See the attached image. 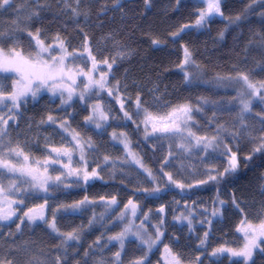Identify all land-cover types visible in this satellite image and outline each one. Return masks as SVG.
<instances>
[{
  "label": "snow or ice",
  "instance_id": "1",
  "mask_svg": "<svg viewBox=\"0 0 264 264\" xmlns=\"http://www.w3.org/2000/svg\"><path fill=\"white\" fill-rule=\"evenodd\" d=\"M38 8L34 10L27 20L30 22L33 18H38L41 10H44L47 5H42L40 0H34ZM57 3H62L65 7H70L69 0H57ZM79 5L80 0H75ZM145 5L150 3V0H144ZM179 4L180 0H176ZM199 3L204 7L198 10L197 18L193 25L185 24L177 32L172 33L173 38L179 37L180 34L189 27L204 28L212 22L213 18L219 16L224 17L221 5L222 0H199ZM259 3L264 5V0H252L249 5L251 9L253 5ZM116 4H120V0H116ZM12 7V0H0V9L7 11ZM73 18H77L81 13L77 8H72ZM264 16V12L261 13ZM241 20L239 15L236 16L232 23ZM42 30L37 28L35 32L27 31L30 38L29 50L24 51L19 42V38L15 32L0 31V222H15L16 232L22 231V225H33L37 221L43 222L55 234V238L59 239L56 248L60 250L55 257V264H73L77 249L75 244L79 243L83 233V226L73 228L71 231H61L57 226L58 214L74 215L77 212H82L87 209L89 205L95 204L96 201L90 200L88 196L78 200L72 204H60L55 209L51 210V219L46 217V211L49 210V198L54 196L57 191L67 189L73 185L76 187H83L88 185L90 181L102 179L97 168L88 171V160L86 158L88 150H95V145L91 139L84 140L81 134L76 129L72 128L68 120H62L58 128L61 130L62 142L67 140L68 146L48 147L46 146V155L43 158L33 156L30 150H27L26 142L21 144L19 139L15 141L11 137L10 128L17 124L19 117L22 115L21 108L29 102V99L36 101L42 92H49L53 96L59 94L61 105H67L71 102L74 96H78L79 100L85 101L90 95L100 96L101 92H107L108 96L112 97L119 92L120 83L116 81L115 84L109 83V76L112 73L113 65L116 63V57H105L101 60L97 59V54L93 53L92 46L89 43L87 34L84 36V42L81 49L73 48L69 50V45L65 38L59 33L51 38L50 42H46L42 38ZM223 38V32L220 33ZM4 41H11L8 47L4 46ZM159 41L153 40V44ZM117 56L125 58L126 52H118ZM83 62L87 66L90 62V67L87 71L80 66ZM195 64L191 59V53L187 48H184V61L181 64V69L184 65ZM100 65H105L106 70H102ZM198 67V66H197ZM264 70V69H262ZM99 73V76L95 75ZM185 80L188 81L189 73L185 72ZM11 80L10 90L8 85L4 83L5 80ZM219 81L234 82L238 85L237 96L235 100H239L240 112V128L234 132L228 133L232 138V142L237 145L236 150L229 143L225 142V137L222 132H227L223 125L217 127L214 135H198L193 129L196 127L194 113L202 111V107L193 106L191 103L184 102L176 105L164 104L168 110L166 112L152 111L145 106L139 95L136 97L134 114H130L125 110L124 101L118 99L120 103V111L123 113L121 119L125 122L131 121L137 125H143L144 139L155 137L157 140L170 139L178 141L176 147L183 150V152L191 153L193 149L198 152H203L204 156L200 157L204 161L210 155L209 149L213 152H218L220 156L226 157V166L222 171H217L214 167H208L205 175L206 179L197 181L198 185H207L209 182L219 184L225 176H232L240 170L241 161H244L245 167L252 161L253 156L257 153L264 154V129L261 130L259 142L253 147L251 154L246 156H239L238 141L242 134H248L251 138L252 129L246 123V114L252 110V105L255 100L264 103V81L253 82L247 72L238 71L235 76H218ZM79 80V83H78ZM157 101L159 97L156 98ZM207 103V100H204ZM91 114L85 116L86 124H95L96 129H102L104 123L109 119L108 111H105L101 103L97 102L91 105ZM142 114V119H140ZM133 115L137 119H133ZM115 119V117H113ZM10 121L12 124L10 125ZM50 122L56 124L57 121L52 115H48L47 121L42 120L41 123ZM264 125V119L261 120ZM67 134V135H64ZM70 137L71 139H68ZM47 140L48 138L45 137ZM112 139L124 145L126 158L124 164H135L147 174V178L156 180L157 177L153 174L152 169L147 167L140 158L139 154L130 148L131 141L125 132H113ZM168 155L173 156L171 145ZM79 154V159L74 160V154ZM111 158L104 156V161L107 163ZM66 160V162H65ZM166 158L160 171L167 177L169 184L175 185L177 188L183 190L185 185L175 180L171 173L164 172V166L168 164ZM55 165H60L56 168ZM75 165V166H74ZM114 168L115 164L112 165ZM52 172H59L58 175H50ZM70 178H74L71 179ZM83 181V184H81ZM195 185H187L191 188ZM149 195H154L160 191V188L143 189ZM43 194V195H41ZM42 199L43 203L33 204L28 206L31 200ZM101 201H105V197H100ZM219 206L212 211V216L216 217L222 215V209L225 202L219 200ZM116 196H112L106 200L104 207L105 212L100 213L99 220L103 221L108 215V209L117 205ZM216 203V202H214ZM233 206L241 213L244 209L241 203L237 202L235 197L232 199ZM138 204L132 199H129L124 205V211L116 218L117 220H124L125 215L129 214L132 217L137 216ZM165 209L162 206L158 209L159 213H164ZM148 216L145 214L144 220ZM177 220H186L188 222L189 231H192L191 213L174 217ZM144 220L141 221L140 228H144ZM204 221H202L203 223ZM97 223V215L93 212L92 217L88 221L87 227L91 229ZM164 223L163 219L155 226V236L145 235L141 231H133L132 223L130 222L121 231L111 235L107 238V242L103 247H107L112 241H116L119 249L113 253L114 259L111 264H124L122 255L126 249V241L129 237H134L139 242L141 255L130 262V264H151L150 254L153 249L158 250V244L161 243V237L164 233L160 230L159 225ZM211 223V221H207ZM107 229V225H103ZM147 232V229H144ZM235 231L240 234V243L235 247L220 245L214 248L208 255L216 259L212 260L211 264H222L221 257L229 261V264H255L254 256L259 253L264 255V217L258 219V222L249 220L246 215L242 217ZM9 235L13 233L9 232ZM103 233L97 237L94 242L95 245L101 244ZM210 233L205 232L204 238L200 239L199 248L205 249ZM93 245H89L92 249ZM71 250V251H70ZM102 250V248H101ZM203 255V252L201 253ZM225 254H227L225 256ZM90 255L89 251L84 252V257ZM196 264H203L201 257L196 256ZM164 264H184L181 255L173 251L172 247L164 244ZM0 264H5V261L0 260ZM7 264H13L11 260ZM75 264H81L79 260H75ZM87 264V259L84 260ZM98 264H106L101 260Z\"/></svg>",
  "mask_w": 264,
  "mask_h": 264
},
{
  "label": "trees",
  "instance_id": "2",
  "mask_svg": "<svg viewBox=\"0 0 264 264\" xmlns=\"http://www.w3.org/2000/svg\"><path fill=\"white\" fill-rule=\"evenodd\" d=\"M40 2L48 7L40 11L38 18L28 22L27 17L38 8V5L34 0H12V7L7 11L0 9V31L15 32L25 52L29 50L32 43L27 31L35 32L37 28L42 30L41 35L47 40H51L59 33L71 47L83 44L85 34L89 43L102 37L112 38L129 52L142 57L145 70H140L139 73L145 71L146 75L151 74L147 76H152L153 82L158 83L159 86L164 84L167 87L176 88L169 99L172 105L188 102L193 106L202 107V111L194 113L197 123L193 131H197L198 135L206 134V132L214 135L217 127L223 124L227 132H222V136L225 137V142L236 150L237 145L232 142L228 133L240 128V125H237V122H240V107L238 100L234 99L237 91L224 84L229 81H219L217 77L235 76L238 71H243L249 73L253 82L264 81V70H262L264 69V16L261 15L264 12V5L257 3L250 9L252 0H222L221 8L224 17L213 18L212 22L204 28H186L179 37L173 38L171 34L177 32L183 25L194 24L200 9L197 0H180L179 4L176 0H150L148 5H145L144 0H120L119 5L116 4V0H80L79 5L75 3V0H69L70 7L67 8L62 3H57V0H40ZM72 8H77L81 15L73 18ZM237 15L241 17V20L232 23ZM221 32H223V38L220 36ZM153 40L159 43L153 44ZM10 43L11 41H4V46L8 47ZM184 48L190 51L191 59L195 64L184 65L181 69ZM185 72L190 74L188 81L185 80ZM137 95L132 90L129 97H120L124 101L125 110L130 114L136 111ZM112 99L113 101H107L116 106V99ZM204 100H207V103H204ZM256 108L257 106L253 104L250 114ZM120 116L122 117L123 113ZM208 117H212V120ZM217 118L222 121L220 125L209 123L218 120ZM133 119L137 117L133 115ZM115 120L121 124V127H128L133 132L132 143L137 145L139 152L143 150L146 154L145 162L140 153L142 162L163 182L162 185L155 183L152 186L151 189L160 188V191L153 195V199L164 195H176L178 199H187L189 196L206 198L219 195L232 184L239 186V183L246 181L257 171L264 172V154L257 153L247 167L242 160L240 170L232 176H225L219 184L209 182L207 185H198L197 182H193L191 185H195L194 187L189 188L184 184L185 188L181 190L169 184L167 177L160 171L165 157L164 154H160L159 148L153 145L157 139L153 136L145 140L143 125L137 129V125L131 121L125 122L117 118ZM260 122L261 119L255 118L253 125L249 126L252 129L251 138L246 133L240 136L239 156L251 154L253 147L259 142L261 130L264 129V125ZM210 154L218 161L224 160L220 164L219 171H222L226 166V157L220 156L218 152ZM91 170V164H89L88 171ZM90 186H93L97 192L99 189L113 190L111 188H115V191L122 189L133 195V191L126 186L113 185L110 182L105 184L103 180L100 183L92 182ZM66 190L57 191L51 199L64 198L68 195ZM263 191L264 184L260 186V192ZM143 195L148 202L151 195L146 192ZM118 197L124 200L129 198V195ZM59 220L65 222L66 218L58 215L57 221ZM15 222L0 225V260L5 261V264L8 260H11L13 264H46L48 258L55 262L56 255L62 254L56 248L59 239L55 238V234L49 232L47 228L39 226L33 230H27L25 225H22V231L17 233L14 227ZM86 226L85 222L81 237L83 245L84 241L95 234L94 226L91 229H84ZM72 229L73 227L69 226L67 231ZM62 231L65 230L62 228ZM9 232L13 235L10 236ZM80 251L82 250L78 247L77 252L80 253Z\"/></svg>",
  "mask_w": 264,
  "mask_h": 264
},
{
  "label": "rangeland",
  "instance_id": "3",
  "mask_svg": "<svg viewBox=\"0 0 264 264\" xmlns=\"http://www.w3.org/2000/svg\"><path fill=\"white\" fill-rule=\"evenodd\" d=\"M197 2H199V0H197ZM199 4L200 8L204 7L203 4ZM42 38H44V36H42ZM44 39L46 42L51 41L46 38ZM90 45L92 46L93 53L97 54L98 60L105 57H116V63L113 65L112 73L109 76V83L115 84L116 81H119L120 89L118 93H115L117 95L110 97L107 92H101L99 97L90 95L85 101H81L78 96H74L69 104L62 106L59 94L53 96L49 92H42L36 101L29 99V102L22 106L20 110L22 115L19 117L17 124L10 128V134L13 140L15 141L16 139H19L21 144L26 142L27 150H30L31 154L37 158H43L46 155V146L49 148L52 146L60 147L62 143L63 146H68L67 140L62 142L60 134L61 130L58 128L59 123L65 119L69 121L72 128L80 132L82 139L87 140L90 138L91 142L95 145V150H88L86 158L88 160V165L91 164L92 169L97 168V165L100 166L97 168V171L100 172L102 179L92 180L88 185H84L83 187H76L73 185L72 187L67 188L68 195L64 198L50 200V197V208L46 211V217L51 219V210L55 209L58 205L72 204L83 199L84 196H88L90 200L96 201L95 204L89 205L87 209L82 212H77L74 215L58 214L66 218L65 222H61V220L57 221V226L61 231L63 228L65 230L64 232H67L69 226L73 228L79 226L84 227L85 222L88 225V221L92 217L93 212L97 215V223L94 225L95 234H93V237L91 236V238L84 241V245L81 240L79 243L75 244V248L78 249V247H80L82 251L76 253L73 264H75V260H79L81 264H84L85 259H87V264H98L101 260L105 261L106 264H111L114 259L113 253L119 249V245L116 241H112L107 247H103L109 236L121 231L131 222L133 231L139 230L145 235V238H147L148 235H152L154 238L155 226L159 224L158 221L160 218L164 219V223L159 225V227L162 232L165 230V233L163 232L164 235L161 237L162 242L158 244V250L154 248L153 253L150 254L151 264H164V244H168L172 247L173 251L179 253L184 264H196V260H193V255L201 254L202 250H204L199 248L198 245L200 239L204 238V233L209 232L208 227L210 224L207 223V221H211L210 218L212 217L213 209L219 206L217 203V197H219V200L225 202V209L223 210L224 216L222 218L221 216L219 217L221 219V229L224 223L231 222L234 218V210L231 207L233 197L236 196L237 200L243 201L251 208L263 205L261 202H264V191L260 192V186L264 184V172L257 171L246 181L239 183L238 188L237 184H232L219 195H212L206 198L189 196L190 198L187 197V199H178L175 197L176 195H164L159 198L157 197V199H153V195H151L147 202L143 195V189H151L155 183L162 185L163 182L158 175H156L157 179L154 181L147 178V174L135 164L123 163L126 158L124 145L113 140L112 133L114 131L117 133L125 132L130 141L131 138L134 140V136L133 132H131L128 127V129L126 127H121V124L115 120L116 118L121 120L120 114H122L120 111V103L116 97H119V99H121L120 97L127 98L131 91L134 90L140 96L142 102H145V106L149 107L150 110L166 112L168 109L164 107V104L167 103L172 105V102L169 101V99L171 98V95L175 93L176 88L173 89L164 84L159 86L158 83L153 82L154 78L152 76H147L151 74L146 75L145 71L139 73L140 70H145L142 57L129 52L125 47L113 41L112 38L102 37L95 42H91ZM81 47L82 44L74 47L69 46V50L71 51L73 48L81 49ZM121 51L127 53L125 58L117 56V53ZM80 66L84 67L87 71V68L91 65L90 62H88L87 66H85L83 62H80ZM100 68L106 70L105 65H100ZM95 75L98 78L99 73H96ZM158 81L161 80L158 79ZM4 83L9 86L7 90H10L11 80H5ZM224 84L228 85L229 88L234 89V91H237L239 87L234 82H226ZM157 97H159L158 101L156 99ZM112 98L116 99V106L110 102L113 101ZM97 102L101 103L105 111H108L109 113L108 121L106 123L102 122L104 123L102 129H96L95 124H86L84 119L85 116L91 114V105H94ZM253 104H255L257 108L252 111L253 114H246V123L248 126L253 125L252 122H254L255 118H257V120L264 119V103L255 100ZM238 106L240 107L239 100ZM115 107L117 109H115ZM116 110H118L120 114H118L119 112ZM257 111L259 112L257 113ZM254 114L258 117L252 116ZM48 115H52L57 123H41L42 120L47 121ZM113 117H115V119H113ZM208 118L209 120H212V117ZM209 123L213 125H217L216 123H218L220 125L222 121L218 119L216 121L213 120V122L210 121ZM11 124L12 122L10 121V125ZM237 125H240V122H237ZM203 135L211 136V133L206 132V134ZM45 137L48 139L46 140ZM68 139L71 138L68 137ZM177 142L178 141L170 139H163L155 140L153 145L159 148L160 154H164L165 159L167 158L169 161L164 167V170L171 173L173 178L178 182L189 185L193 182L205 179V172L208 167H214L216 170H220V164L224 162V160L218 161L210 154L207 159L201 161L200 157L204 156L203 152H198L196 149H193L191 153L183 152V150L176 147ZM170 145L171 151L174 153L173 156L168 155ZM130 148L138 153L139 156L141 153L145 162L147 161L146 154H144L143 150L139 152V148H137V145H134L132 141ZM211 152H213V150L209 149V153ZM106 155L111 158L107 163L104 161V156ZM78 159L79 154L75 153L74 160ZM113 164L116 165L115 168L112 166ZM55 167L60 168V165H55ZM49 174L55 176L58 175L59 172H52L50 169ZM71 179L74 178H70V180ZM102 180L105 184L110 182L113 185H124L133 191V195L124 192L122 189H117L118 191H115V188H111L113 190L99 189V192H97L93 186H90L92 182L100 183ZM81 184H83V181H81ZM127 194L129 195V198L127 199L121 200L118 197L119 195L120 197H124ZM112 196H116L118 203L108 209V215L103 221H100V213L105 212L104 204L106 200L110 199ZM100 197H105V201H101ZM129 199H132L138 204L137 216L132 217L129 213L125 215L124 220H117L116 218L122 211H124V205ZM211 201H215L216 203L209 207V202ZM38 203H43V200H31L28 203V206ZM243 204L241 207L245 209V205ZM162 206L165 208V214H162L161 216L158 209ZM147 208H149V210H147ZM189 213H191L192 231H189L188 222L186 220L174 219V217L181 216V214L188 215ZM145 214L148 216L147 220H144ZM236 216L237 215H235V217ZM142 220H144L143 229L140 228ZM202 221L204 222L202 223ZM18 222L19 221H16L14 223V227H16V223ZM2 224H5V222H0V225ZM24 225L27 230H33L41 226L47 228L48 231L51 232L47 225L40 221H37L36 224L30 226L27 222ZM103 225H107V229ZM218 227L219 225L215 223L210 234L212 235L213 233L214 236H221L220 234H222V232ZM87 228L88 227L86 226L84 229ZM144 229H147V232H145ZM102 233L104 235L101 239V244L95 245L94 242ZM228 242L229 240L225 239V245L228 246ZM89 245H93V248L89 249ZM141 247L142 246H139V242L135 240L134 237L130 236L128 241H126V249L122 255L124 264H130L131 261L138 258L141 255ZM207 249L208 245L206 246V250ZM85 251L90 252V255L87 258L84 257ZM46 264H55V262L51 258H48Z\"/></svg>",
  "mask_w": 264,
  "mask_h": 264
},
{
  "label": "flooded vegetation",
  "instance_id": "4",
  "mask_svg": "<svg viewBox=\"0 0 264 264\" xmlns=\"http://www.w3.org/2000/svg\"><path fill=\"white\" fill-rule=\"evenodd\" d=\"M237 187H239V186H237ZM235 198H236V196H235ZM236 200H237V198H236ZM214 202L215 201L209 202V204H210L209 207L214 205ZM237 202H240L241 205L244 203L241 200H237ZM217 203H218V201H217ZM261 204H263V205H261L259 207L254 206L253 208H251L247 204L244 203L243 204V205H245V209L243 208L244 213L239 212L232 204L231 207L234 210V216H233L234 218L231 222L224 223L221 229H220L221 219L219 217L221 216V218H222L224 216L223 210L225 208L222 209V215H218L216 217L212 216L210 218L211 223L208 227L209 233L212 232L214 224L217 223L219 225L218 228L222 232V234H220L221 236H214L213 233H212V235L210 234L208 237V240H207L208 249L202 250L203 255L202 254L193 255V260H195L196 256H200L203 264H211L212 260H214L216 258L210 257L208 254L211 253V251L214 248H216L222 244L225 245V239L229 240V242H228L229 247L237 246L240 243V234L235 231L237 225L239 224L240 220L242 219V217L244 215H246L247 218L249 220H252L253 222H258L259 218L264 217V202H261ZM162 214L164 215L165 213H160V215H162ZM235 215H237V216L235 217ZM226 255L227 254H225V256ZM220 259L222 260V264H229V261L227 259H225L224 257H221ZM254 259H255V264H264V255H260L259 253H257L254 256Z\"/></svg>",
  "mask_w": 264,
  "mask_h": 264
}]
</instances>
